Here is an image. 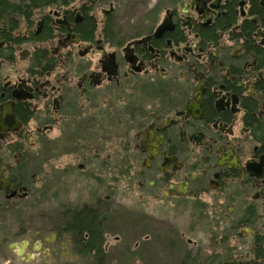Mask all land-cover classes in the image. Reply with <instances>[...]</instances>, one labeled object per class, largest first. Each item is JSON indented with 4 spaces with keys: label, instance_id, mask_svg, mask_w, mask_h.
Here are the masks:
<instances>
[{
    "label": "flooded vegetation",
    "instance_id": "flooded-vegetation-1",
    "mask_svg": "<svg viewBox=\"0 0 264 264\" xmlns=\"http://www.w3.org/2000/svg\"><path fill=\"white\" fill-rule=\"evenodd\" d=\"M0 264H264V0H0Z\"/></svg>",
    "mask_w": 264,
    "mask_h": 264
},
{
    "label": "rangeland",
    "instance_id": "rangeland-1",
    "mask_svg": "<svg viewBox=\"0 0 264 264\" xmlns=\"http://www.w3.org/2000/svg\"><path fill=\"white\" fill-rule=\"evenodd\" d=\"M136 205H138V197L135 195L126 196L122 191L119 193L116 208L115 205L112 207L114 218H112L113 221L108 228V232L111 233L109 241L112 246L115 245L113 237L115 235V223H119L116 229L119 235L125 238L137 237V239H143L145 234L144 214L142 209L140 210ZM110 252H116L115 246Z\"/></svg>",
    "mask_w": 264,
    "mask_h": 264
},
{
    "label": "trees",
    "instance_id": "trees-1",
    "mask_svg": "<svg viewBox=\"0 0 264 264\" xmlns=\"http://www.w3.org/2000/svg\"><path fill=\"white\" fill-rule=\"evenodd\" d=\"M78 225L82 227H88L92 225V216L89 215L87 218H81L78 220Z\"/></svg>",
    "mask_w": 264,
    "mask_h": 264
}]
</instances>
